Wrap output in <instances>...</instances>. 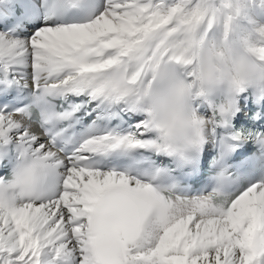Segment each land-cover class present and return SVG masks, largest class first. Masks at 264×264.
<instances>
[{
	"label": "snow or ice",
	"instance_id": "6c2138e0",
	"mask_svg": "<svg viewBox=\"0 0 264 264\" xmlns=\"http://www.w3.org/2000/svg\"><path fill=\"white\" fill-rule=\"evenodd\" d=\"M0 264H264V0H0Z\"/></svg>",
	"mask_w": 264,
	"mask_h": 264
}]
</instances>
